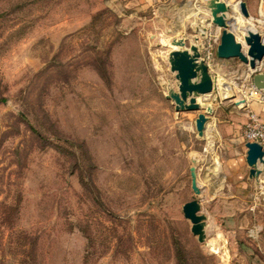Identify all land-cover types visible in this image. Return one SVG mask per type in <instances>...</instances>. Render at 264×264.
<instances>
[{"label":"rangeland","instance_id":"1","mask_svg":"<svg viewBox=\"0 0 264 264\" xmlns=\"http://www.w3.org/2000/svg\"><path fill=\"white\" fill-rule=\"evenodd\" d=\"M245 1L248 16L235 18L238 0L224 12L244 46L245 22L264 32V0ZM207 3L0 0V264H264V186L254 208L210 198L205 243L182 212L204 110L176 111L165 96L180 45L163 40H198L202 55L221 29ZM223 60L211 61L215 86L197 99L232 109L242 133L249 108L264 119V100L245 92L247 64Z\"/></svg>","mask_w":264,"mask_h":264},{"label":"water","instance_id":"2","mask_svg":"<svg viewBox=\"0 0 264 264\" xmlns=\"http://www.w3.org/2000/svg\"><path fill=\"white\" fill-rule=\"evenodd\" d=\"M240 12L244 16L249 15L246 3L244 0H238ZM207 7L210 8V16L212 25L219 26L220 34L219 41L216 44L215 56L221 59L238 58L240 61L253 68L257 61L264 57V39L261 33L256 28L247 27L244 34V43L246 48H243V43L235 37L234 32L229 28L228 21L224 16L227 9L225 0H208ZM200 61H198V59ZM172 68L175 70L174 79L178 80L177 88H171L165 96L170 98L174 104V109L189 110L200 109L195 117V129L198 135L203 134L205 121L208 114H211L213 108L211 105H200L196 95H190L196 91L201 97L213 91L215 81L209 73V64H207L201 55V50L194 43H189V51L175 50L172 52ZM199 72H205L208 75L201 79H196ZM253 84L260 89H264V71L255 72L252 75ZM242 103L245 99H241ZM238 101H235L237 104ZM247 104V102H246ZM238 105L240 107L245 106ZM246 161L249 168V175H257L259 173V163H264V149L261 144L256 141H246ZM197 154L191 156L192 164L189 166L190 186L195 193L194 196L182 204V212L184 217L190 221V230L197 236L200 242H204L205 233V214L202 213L198 195L201 193L197 178V165L199 158Z\"/></svg>","mask_w":264,"mask_h":264},{"label":"crops","instance_id":"3","mask_svg":"<svg viewBox=\"0 0 264 264\" xmlns=\"http://www.w3.org/2000/svg\"><path fill=\"white\" fill-rule=\"evenodd\" d=\"M245 3L249 11V3L247 1H245ZM253 20L257 23L259 22L255 20V18ZM262 23H264V21ZM257 30L264 35L261 29ZM243 48L245 49L246 46H243ZM214 60L216 61L214 62ZM217 62H219L221 66L225 64L223 59L216 57L214 54L212 64L216 65ZM209 71L215 75L212 70ZM212 108V113L208 114V118L205 121V127L207 129L204 127L206 131L208 128L209 130L206 133H204L205 130H203V134L199 135L205 136L204 138L206 139L205 146H203V150L200 151V165L205 169L203 177H200V188L203 192V198L198 197L200 207L207 205L208 200L215 196V201H213L212 204H214L213 207L216 209L254 208L259 204V202L256 201L258 198L257 194L262 192L261 189H257V186H264L259 183V181L264 178V167H262L264 163H259L257 165L260 169L257 175H249L250 166L246 161V141L243 136V130L242 133H240L238 129L236 113H234L232 109H225L223 107H218V105H212ZM209 135H213L214 142L212 147L207 150ZM212 153L213 160L209 162L208 157L211 156ZM200 165L198 171L201 167ZM214 165L216 169H213ZM249 178H252V187H249ZM250 195L252 196L251 201H249V199H244V197ZM212 204L210 207H212ZM261 205L264 206V202L261 203Z\"/></svg>","mask_w":264,"mask_h":264},{"label":"built area","instance_id":"4","mask_svg":"<svg viewBox=\"0 0 264 264\" xmlns=\"http://www.w3.org/2000/svg\"><path fill=\"white\" fill-rule=\"evenodd\" d=\"M219 34L220 31H214L203 44L202 58L207 64H210L214 58L216 44L219 41ZM261 35L264 39V35ZM258 71H264V57L257 61L253 68L249 66L247 67L246 75L248 76V90L245 92L249 93V96L254 95L257 99L264 100V89L257 88L252 81V75ZM243 95L246 98V94ZM246 114L247 119L243 128L245 141H256L261 144L264 149V119H262L258 113L251 108H249Z\"/></svg>","mask_w":264,"mask_h":264},{"label":"bare ground","instance_id":"5","mask_svg":"<svg viewBox=\"0 0 264 264\" xmlns=\"http://www.w3.org/2000/svg\"><path fill=\"white\" fill-rule=\"evenodd\" d=\"M236 8L235 9H237V8H239V5H237V6H235ZM207 13V12H206ZM203 14V13H202ZM241 15L243 16V14L240 12V9L238 10V12H237V16L235 17L237 20L238 19H240V17H241ZM203 20L202 21H207V19H205L204 17V15H202V16H200ZM245 18V17H244ZM229 22H228V24H230L231 25V23L230 22H232L233 24H236L235 23V20H231V19H229L228 20ZM204 22H203V25H204ZM202 23V22H201ZM243 24V23H242ZM248 24V23H247ZM247 24H246V22H245V24H243L244 25V27H243V29H247ZM202 25V26H203ZM242 25V26H243ZM241 26V25H240ZM250 28H251V26H250ZM240 29V28H239ZM245 29V30H246ZM240 30H242V28L240 29ZM239 30V31H240ZM244 31V30H243ZM243 31H241V32H243ZM203 32V31H202ZM164 38V37H163ZM167 38V37H166ZM195 40V39H194ZM163 41H166V42H171L172 44H179L180 45V48H178L179 50L181 49V50H185V51H189V46H186L185 44H183L182 42H181V40H177V39H172L171 40V38H168V39H165V40H163ZM193 42V41H192ZM194 44H196L197 45V43H198V40H195L194 42H193ZM198 47V46H197ZM178 49H174V51L175 50H178ZM198 49H199V47H198ZM200 59L201 58H199L198 59V61H200ZM208 74L207 73H205V72H199L198 74H197V78L196 79H201V78H204V77H206ZM176 82L178 83V80H176ZM226 86V85H225ZM171 89V88H170ZM169 89V90H170ZM170 92V91H169ZM225 92H226V94H230V89L228 88V87H225ZM212 93V92H211ZM211 93H209V94H211ZM190 95H196V97H200V95L199 94H197V92L196 91H193V92H191L190 93ZM206 96L208 95V94H205ZM203 97V96H202ZM197 101H198V99H197ZM199 102V101H198ZM239 103V102H238ZM242 103V102H241ZM199 104H200V102H199ZM243 104H246V101L244 102V103H242V105ZM201 105V104H200ZM241 105V104H240ZM206 128V127H205ZM207 129V128H206ZM205 130V129H204ZM208 130H209V128H208ZM207 130V131H208ZM207 131H205L204 133H206ZM206 239L207 238H205V241H204V243L206 242Z\"/></svg>","mask_w":264,"mask_h":264},{"label":"trees","instance_id":"6","mask_svg":"<svg viewBox=\"0 0 264 264\" xmlns=\"http://www.w3.org/2000/svg\"><path fill=\"white\" fill-rule=\"evenodd\" d=\"M36 134H37L38 136H42V135L40 134V132H39V131H36Z\"/></svg>","mask_w":264,"mask_h":264}]
</instances>
